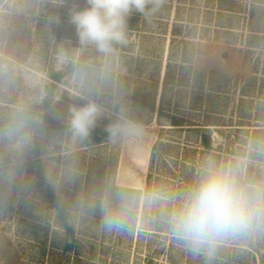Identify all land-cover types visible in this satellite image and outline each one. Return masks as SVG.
Returning a JSON list of instances; mask_svg holds the SVG:
<instances>
[{
  "label": "rangeland",
  "instance_id": "obj_1",
  "mask_svg": "<svg viewBox=\"0 0 264 264\" xmlns=\"http://www.w3.org/2000/svg\"><path fill=\"white\" fill-rule=\"evenodd\" d=\"M73 3L86 6L85 0H0V157L19 138L10 132L19 129L31 137L24 181L0 204V264H75L62 251L64 228L50 192L60 197L75 228L80 264H145L146 251L175 242L174 213L207 164L233 169L239 181L250 174L256 186L264 185V0H167L141 32H127V50L108 55L80 44L69 18ZM57 15L60 23H50ZM174 26L181 30L175 40ZM61 51L68 57L63 63ZM55 73L62 77L56 86ZM137 89L155 95L157 102L165 90L179 111L212 124V113L200 107L201 92L209 94V109L223 108L220 125H209L215 145L221 146L217 156L196 154L187 173L175 166L156 169L154 143L162 134L172 138L178 132L162 129L156 113L131 108L127 96ZM119 100L140 120L117 117L120 143L81 140L47 118L68 122L73 109L91 102L100 110L98 125L115 115ZM24 108L33 109L28 122L19 117ZM186 138L183 132L181 142L188 143ZM36 144L47 181L43 186L37 184ZM151 171L154 183L148 188ZM110 186L130 190H112L108 202ZM165 203L171 206L168 233L147 229L141 235L143 214L147 220L149 213L159 216ZM112 209H119L123 226H106ZM217 240L231 246L230 256H236L237 244H246L237 255L242 264H264V226ZM187 241L184 250L192 246ZM165 254L158 262L167 264ZM222 264L234 263L225 259Z\"/></svg>",
  "mask_w": 264,
  "mask_h": 264
},
{
  "label": "clouds",
  "instance_id": "obj_2",
  "mask_svg": "<svg viewBox=\"0 0 264 264\" xmlns=\"http://www.w3.org/2000/svg\"><path fill=\"white\" fill-rule=\"evenodd\" d=\"M85 3L83 8L72 4L70 23L75 26L81 45L94 46L108 55L115 51V45L127 42L129 17L136 12L149 18L161 7L162 0H85ZM50 23L59 24V16L51 17ZM59 58L62 63L68 59L63 51ZM99 111L91 102L73 109L70 119L73 136L81 140L88 138ZM9 135L19 138L10 153L0 157V204H5L17 183L24 181L25 157L31 145V137L19 129ZM23 187L27 189L28 185ZM173 223L190 240L194 252L206 249L211 253L218 237L239 235L264 226V185H243L233 169L209 163L186 190ZM105 224L123 226L119 209L107 212Z\"/></svg>",
  "mask_w": 264,
  "mask_h": 264
},
{
  "label": "trees",
  "instance_id": "obj_3",
  "mask_svg": "<svg viewBox=\"0 0 264 264\" xmlns=\"http://www.w3.org/2000/svg\"><path fill=\"white\" fill-rule=\"evenodd\" d=\"M167 0H162L163 2H166ZM232 10V9H229ZM153 17V14L146 18L144 15L134 12L128 19L127 24V32H141L142 27L148 19ZM176 26V25H175ZM173 28L172 30V36L173 39H177L178 33L181 30H177V27ZM173 40V41H174ZM128 46V42L124 44H117L114 46L115 51H125L127 50L126 47ZM112 52V53H114ZM169 75V71L166 73L165 76V84L167 81ZM53 84L56 86L61 81V75L60 73L52 74ZM47 90H50V85L47 87ZM48 95V94H47ZM208 96L204 92H201V98L203 100V103L201 102L200 107L205 111V113H212V119L213 123H206L204 120L195 119L192 116V113L189 111L181 112L178 110V106L176 104H171L167 101L166 98V92L165 90L161 94V97L159 101L157 102L156 96L151 93L142 92L141 90L137 89L133 91L131 94H129V104L131 108H139V109H147L151 112L156 113L158 120L160 121V125L162 126V129H166L170 131H175L174 135H171L172 138L164 137L163 134L156 140L152 147V160L155 161L157 158V163L155 162L156 169H160L161 167H166L169 171H171V168L169 167H177L182 173H187V170L189 169L188 166H194L196 161V154L198 153H205L209 154L212 157H216L218 150L221 149V146H216L214 142V138L211 134V130L209 125H220V118L219 116L221 113H223V108H219V106L214 107L213 109H209V100ZM216 96V95H215ZM49 98H51V95H48ZM192 100V99H191ZM124 101H117V104L113 106V111L115 115H112L111 117L107 118L103 122H101L98 125H94V127L90 130L89 137L86 138L90 140L91 142L95 144H101L105 140L113 139L117 143H120L123 138V131L121 126L117 123V117L119 115H127L130 118H133L137 121H140L138 118H134L131 114L127 113L124 107ZM126 103V102H125ZM35 107H40L39 104H35ZM193 108V106H192ZM191 109V108H190ZM200 109V108H199ZM31 108H24L22 111H19L20 119L25 120L28 122L30 120V115L32 113ZM16 117L14 116L13 120ZM48 121H50L56 129H63L67 131L69 134H72V131L70 129V121H56L52 120L49 116H47ZM32 121V120H31ZM164 131V130H162ZM185 132V136L188 143L181 142L182 139V133ZM34 156L36 160V177H37V184L39 186H43L47 184L46 176L44 174L42 165H41V158H40V148L39 145L36 144L34 148ZM154 163V162H153ZM170 165V166H169ZM153 167V166H152ZM154 175V171H151L148 175L147 179V185L148 188H151L153 186L152 184V178ZM240 182L243 185L246 186H256V184L253 182L252 177L250 174L245 176V178H240ZM157 181L156 187L157 189L161 190L165 187L161 185V188H158L160 183V176H157L155 178V182ZM164 187V188H163ZM112 190H122V191H128L130 190L127 187L124 186H110L105 196L108 197V202H111L114 195L112 193ZM138 193H140L141 190H136ZM162 191V190H161ZM49 193V192H48ZM49 198L51 199L52 204L55 206V209L59 212L62 224L64 228V246L62 248V251L64 253H67L69 255V258L71 256L73 257L75 264H80L82 255L80 254V243L76 236L75 228L72 224L69 223L68 219L64 216L65 209L63 208L61 204L60 197L52 192L49 193ZM156 200V199H155ZM162 214L157 216V214L149 213V218L147 220L146 213L143 214L141 220L143 221L142 227H141V235H143L146 230L152 231L151 234H167L168 229L170 228L169 221L171 220V206H169L168 203H165ZM169 211V212H168ZM167 223V224H166ZM174 227V226H173ZM175 228V227H174ZM174 235V241L172 244H169L168 249L165 245H163L160 248H155L153 250H148L144 254V262L145 264H162L159 261V258L163 256L164 253L167 257V264H222V261L225 259L227 261H233L234 264H242L237 260V256L239 252H244L247 250L246 244L239 243L236 247L233 248V253L235 252V255L230 256V247L225 242H220L219 240H215L214 242V248L211 253H209L207 250L201 252L200 254L197 252H194L192 250V246H190L189 250H184L185 247L182 245V243H188V239L179 233L176 229L173 232ZM176 241L179 242V246H177ZM190 241V240H189ZM191 243V242H190ZM249 245L252 244V242H247ZM192 245V244H191ZM253 245V244H252ZM187 251V252H186ZM199 254V255H198ZM234 257L233 259H230L231 257ZM232 257V258H233ZM252 258H256V253L253 254ZM184 259V260H183ZM245 264V263H244Z\"/></svg>",
  "mask_w": 264,
  "mask_h": 264
}]
</instances>
